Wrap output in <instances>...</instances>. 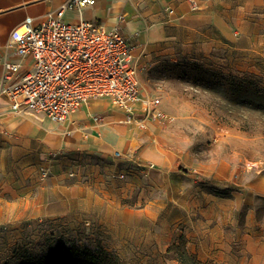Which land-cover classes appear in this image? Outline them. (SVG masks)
I'll list each match as a JSON object with an SVG mask.
<instances>
[{
  "label": "rangeland",
  "instance_id": "obj_1",
  "mask_svg": "<svg viewBox=\"0 0 264 264\" xmlns=\"http://www.w3.org/2000/svg\"><path fill=\"white\" fill-rule=\"evenodd\" d=\"M195 1L201 10L193 12L206 10ZM210 8L209 15L183 18L209 27L204 41L173 27L168 43L132 53L142 95L159 99L160 119L128 126L111 102L95 99L76 117L77 127L66 126L67 136L60 134L64 124L39 114L38 178L71 181L85 177L87 165L91 175H103L106 195L101 204L78 202L57 216L13 208L0 221V264H97L87 259L104 252L106 264H184L175 247L201 264H219L199 257L197 247L229 205L237 222L225 231L241 259L242 235L250 223L259 230L264 209V0H216ZM171 10L164 14L173 16ZM212 19L227 36L217 35ZM49 125L56 132L51 144L39 140ZM116 148L152 167L136 169L117 157L112 163ZM141 148L149 158H140ZM125 169L126 179L116 178Z\"/></svg>",
  "mask_w": 264,
  "mask_h": 264
},
{
  "label": "crops",
  "instance_id": "obj_2",
  "mask_svg": "<svg viewBox=\"0 0 264 264\" xmlns=\"http://www.w3.org/2000/svg\"><path fill=\"white\" fill-rule=\"evenodd\" d=\"M66 1L0 0V58L5 57L4 48L10 33L26 18L30 17L36 22L47 13L60 8ZM199 1L206 8L203 12H193L189 4L187 5V0H95L94 5L81 8L79 11L67 9L65 20L73 24L82 20H96L109 29L120 28L126 39L130 41L132 53L135 55L142 47L147 50L150 46H156L173 38L169 30L173 27H176L174 30L178 36L187 35L192 40L204 41L205 37H210L211 30L208 26L199 25L194 21L184 23L185 20H183V18L195 17V14L209 15L210 6L216 0H208V4H204V0ZM165 8H171L174 12L173 16L165 15ZM211 23L218 36L219 34L227 36L228 31L222 24L213 19ZM1 76L0 63V78ZM88 102L85 104L87 105ZM84 106L70 114L68 120L63 123L65 129L60 134L72 135V129L67 130L66 126L68 129L77 127L79 121L77 122L76 117L82 116ZM40 115L29 111L16 113L3 100H0V221L7 220L13 213V208L23 209L33 215L41 213V215L57 216L67 210L71 211V206L74 207L78 202H90L93 206L101 204L106 195L107 189L104 186L103 175L97 171L91 175L92 167L87 165L86 168L89 170L86 171V176L82 178L76 176L71 181L61 180L56 175L47 179L51 182L50 184H45L44 180L38 178L40 157L43 154L37 144L35 126L40 124ZM42 117L45 119L43 115ZM92 117H94L93 114H90V118ZM92 124L98 126L93 118ZM55 133L49 125L39 140L51 144ZM102 148L110 150L107 144H102ZM118 151L123 154H134L133 151ZM112 154H109V158L115 164L117 160ZM137 154L142 160L150 157L148 148H141ZM120 162H124V159L122 158ZM126 162L132 164L129 161ZM33 188H37L38 191L34 192ZM260 188L264 189V179H261ZM251 193L254 194L255 191ZM262 212V222L258 223L259 230H251L250 228L255 224L250 223L249 229H246V233L242 235L241 259L233 255L231 238L225 231L228 223L235 225L237 222L236 211L232 205L228 206L227 212L224 211L216 227L210 232L209 238L200 242L201 246L197 247L199 257L204 260L217 257L219 264H264V209Z\"/></svg>",
  "mask_w": 264,
  "mask_h": 264
},
{
  "label": "built area",
  "instance_id": "obj_3",
  "mask_svg": "<svg viewBox=\"0 0 264 264\" xmlns=\"http://www.w3.org/2000/svg\"><path fill=\"white\" fill-rule=\"evenodd\" d=\"M188 1L190 9L200 10L195 0ZM94 4L95 0H67L36 22L26 18L10 33L5 57L0 58V100L12 111L41 114L53 124H63L87 101L104 98L128 126L143 127L145 121L162 117L159 99L142 95L132 45L120 28L109 29L96 20H65L67 9L79 11ZM112 155L136 169L152 167L132 153L116 150ZM127 172L116 178L126 179Z\"/></svg>",
  "mask_w": 264,
  "mask_h": 264
},
{
  "label": "trees",
  "instance_id": "obj_4",
  "mask_svg": "<svg viewBox=\"0 0 264 264\" xmlns=\"http://www.w3.org/2000/svg\"><path fill=\"white\" fill-rule=\"evenodd\" d=\"M175 248H177L179 256L182 258V261L184 264H201L198 261V259L196 258V256H194V254L186 251L185 247H183L182 250H179L178 247H175ZM99 255L100 256H96V257L92 256L94 258H90V256H89V258L87 260L88 261L93 260L97 264H106L105 262H106L107 258L109 257V255L106 252H104V254H99Z\"/></svg>",
  "mask_w": 264,
  "mask_h": 264
},
{
  "label": "bare ground",
  "instance_id": "obj_5",
  "mask_svg": "<svg viewBox=\"0 0 264 264\" xmlns=\"http://www.w3.org/2000/svg\"><path fill=\"white\" fill-rule=\"evenodd\" d=\"M94 105H96V104H94Z\"/></svg>",
  "mask_w": 264,
  "mask_h": 264
}]
</instances>
